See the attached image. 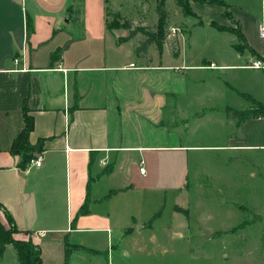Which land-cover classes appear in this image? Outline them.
I'll list each match as a JSON object with an SVG mask.
<instances>
[{"label":"crops","instance_id":"1","mask_svg":"<svg viewBox=\"0 0 264 264\" xmlns=\"http://www.w3.org/2000/svg\"><path fill=\"white\" fill-rule=\"evenodd\" d=\"M81 3L0 0V204L14 222L12 237L37 245L41 264H104L97 257L105 250L108 255L116 237L121 242L158 228L167 192L186 198L185 205L178 198L172 206L173 216L178 212L185 219L159 224L170 232L174 222L188 225L190 190L203 195L212 176L230 167L239 178L240 165L263 187L257 215L264 217V110L257 116L233 113L254 111L250 98L264 108V72L249 67L255 58L264 59V38L257 31L264 0L256 11L225 2L255 55L237 50V34L215 29L232 35L228 58L219 63L190 51L191 45L175 54L161 47L158 58L136 55L135 35L108 28L105 0L94 2L90 16ZM190 6L201 18L197 27H211L212 21L229 26L223 6ZM213 69L252 70L262 88L258 94L231 88L236 105L221 97L233 82L224 90L191 94L190 84L197 88L217 77ZM189 95L195 105L184 101ZM205 96L221 101L205 103ZM24 114L32 120L28 143L35 148L25 166L11 150ZM36 159L39 166L32 163ZM209 160L218 165L209 168Z\"/></svg>","mask_w":264,"mask_h":264},{"label":"rangeland","instance_id":"2","mask_svg":"<svg viewBox=\"0 0 264 264\" xmlns=\"http://www.w3.org/2000/svg\"><path fill=\"white\" fill-rule=\"evenodd\" d=\"M96 0H82L81 6L84 8L86 15L92 14L94 2ZM229 2L232 8L236 9H252L254 11L261 8L263 0H223ZM155 0H105V16L108 28L111 30L122 29L128 33L136 30L137 27L143 28L148 32L156 31L157 14L155 11ZM166 8L169 16L164 29L165 39L162 48L165 46L172 53H181L184 46L191 45L192 52L199 53L204 59L214 58L216 63L220 57L226 55L227 43L232 38L229 33H220L222 30L214 25L197 27L202 24L201 18L193 15H184L181 9L174 3V0H166ZM96 5V3H95ZM97 6V5H96ZM230 20V21H229ZM228 17L227 23L233 29L230 32L237 34V25ZM170 27H174L176 31L170 34ZM218 31H216V30ZM135 36L131 37V41L135 42V49L140 46L139 41H143L146 35L140 31H136ZM125 38V37H123ZM237 44L238 51H246L253 55L250 50L239 41ZM195 48V49H194ZM189 52V50H188ZM144 53V52H143ZM142 53V54H143ZM146 53L154 54L158 58L159 49L154 44L148 47ZM136 55H141L136 53ZM156 58V59H157ZM145 58H143V61ZM252 63V62H251ZM138 67V66H137ZM200 72V71H199ZM216 78L211 79L210 83H203L197 88L190 84L189 89L195 94V89L204 91L212 89H226V82H233L227 86L225 90L226 99L231 104L236 105L239 100L235 97L231 88L243 90V86L248 88L251 93L258 94L262 83L259 75L252 70L243 71H222L213 69ZM224 83V87H223ZM223 92V91H222ZM237 94V92H235ZM239 93V92H238ZM195 97L188 96L184 101H189L190 105H195ZM218 99L212 101L211 98L205 96V103H219ZM238 100V101H237ZM242 102V100L240 101ZM223 103V102H221ZM252 107L258 112L262 106L255 101L251 102ZM159 156H166L167 152H159ZM209 168H215L216 160H209ZM140 164V162H138ZM138 164L136 170H138ZM143 164V165H142ZM142 166L147 168L144 159ZM235 166V165H234ZM236 167V166H235ZM227 172L221 175L212 176L210 185L205 184V192H195L190 190L187 195L190 198V208L188 210L187 227L180 226L174 222V227H170V232L163 230L160 223L167 224L173 222L175 217L184 215L177 212V216H173L172 209L174 202L178 198L173 197L170 192L163 195L165 214L162 221L157 222L155 230L144 229L140 234L126 237L121 242L115 241L114 247L107 255V250L101 253L97 258H104V264H263L264 263V217L257 215L261 209V189L260 182L251 180L246 174V167L240 165L241 175L233 177V168H226ZM239 169V170H240ZM237 170V169H236ZM139 172V170H138ZM237 172V171H235ZM149 174V173H148ZM148 176V175H147ZM235 178L234 180H232ZM165 188L169 186L166 177L159 178ZM186 196V195H185ZM199 200L198 197H201ZM196 202H191V200ZM197 199L199 201H197ZM180 204L185 205L186 198L184 195L179 198ZM259 203V204H257ZM237 205V206H236ZM0 222L7 227V222L0 208ZM171 226V225H170ZM155 227V226H154ZM233 229L230 231V229ZM210 230L207 235L204 229ZM212 230V232H211ZM117 243V244H116ZM96 257L91 259H97ZM110 258L108 263L106 260ZM0 264H19L15 255V249L7 246L1 259Z\"/></svg>","mask_w":264,"mask_h":264},{"label":"trees","instance_id":"3","mask_svg":"<svg viewBox=\"0 0 264 264\" xmlns=\"http://www.w3.org/2000/svg\"><path fill=\"white\" fill-rule=\"evenodd\" d=\"M190 1H200V2H207V3H216L218 5L223 6V16L229 17V5L225 3L222 0H174V3L181 9L182 13L184 15H193L195 16V13H193ZM155 11L157 14V23H156V31L148 32L143 28L137 27L136 30H133L130 32V35H134L136 31H140L141 33L146 35V38L143 41H139L140 46H137L136 53H146L148 51V47L155 43L157 46V49L161 50V47L164 43L165 34L164 29L166 28L167 24V18L169 16L168 10L166 8V0H155ZM230 18V17H229ZM210 25H214L219 29L222 30H232L233 28L228 25H221L216 23L215 21H212ZM237 36L241 42L245 45L244 36L240 31H237ZM246 46V45H245ZM250 52H252L254 55V51L246 46ZM249 99V98H248ZM251 101H253L252 98H250ZM264 108H261L258 112L254 111H233V113L238 117H244L246 113L250 116H257L259 113H262ZM32 130V120L30 117H28L26 114H24V125L23 129L19 132L17 138L12 142L11 150L12 152L16 154H21V165H24L31 161L33 158V152L35 148H33L30 143H28V134ZM0 208L2 209V214L7 222V227L0 222V258L2 257L5 249L7 246H12L16 251L17 256V262L19 264H41L40 263V248L37 245H34L30 240H16L12 237V234L16 232V228L14 225V222L12 220V217L10 214L3 210L1 204ZM68 248L66 251V254H68Z\"/></svg>","mask_w":264,"mask_h":264},{"label":"built area","instance_id":"4","mask_svg":"<svg viewBox=\"0 0 264 264\" xmlns=\"http://www.w3.org/2000/svg\"><path fill=\"white\" fill-rule=\"evenodd\" d=\"M176 29L174 27H170V34H174ZM259 31V36L264 38V19L258 23V30ZM17 58L14 59V62L17 63ZM252 63L249 65V67L254 68V69H261L264 72V59L257 57L254 60L251 61ZM132 68H137L133 63L129 64ZM32 163H35V165L39 166L40 165V159L33 160ZM140 172L144 173V170L142 166L140 167Z\"/></svg>","mask_w":264,"mask_h":264},{"label":"water","instance_id":"5","mask_svg":"<svg viewBox=\"0 0 264 264\" xmlns=\"http://www.w3.org/2000/svg\"><path fill=\"white\" fill-rule=\"evenodd\" d=\"M204 232L207 235L210 231H209V229H205Z\"/></svg>","mask_w":264,"mask_h":264}]
</instances>
